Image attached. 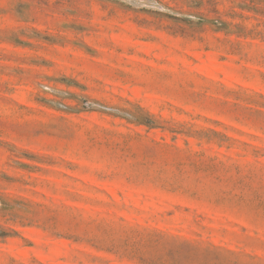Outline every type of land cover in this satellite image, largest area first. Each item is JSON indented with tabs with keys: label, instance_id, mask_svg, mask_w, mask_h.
Here are the masks:
<instances>
[{
	"label": "rangeland",
	"instance_id": "374dc122",
	"mask_svg": "<svg viewBox=\"0 0 264 264\" xmlns=\"http://www.w3.org/2000/svg\"><path fill=\"white\" fill-rule=\"evenodd\" d=\"M0 264H264V0H0Z\"/></svg>",
	"mask_w": 264,
	"mask_h": 264
},
{
	"label": "built area",
	"instance_id": "2783aa9c",
	"mask_svg": "<svg viewBox=\"0 0 264 264\" xmlns=\"http://www.w3.org/2000/svg\"><path fill=\"white\" fill-rule=\"evenodd\" d=\"M45 90L49 91V88L48 87H45Z\"/></svg>",
	"mask_w": 264,
	"mask_h": 264
}]
</instances>
